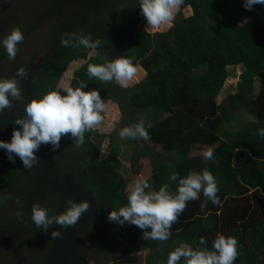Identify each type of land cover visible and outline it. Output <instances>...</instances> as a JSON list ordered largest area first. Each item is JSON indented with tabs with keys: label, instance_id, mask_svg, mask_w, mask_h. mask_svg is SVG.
Wrapping results in <instances>:
<instances>
[{
	"label": "trees",
	"instance_id": "16d2710c",
	"mask_svg": "<svg viewBox=\"0 0 264 264\" xmlns=\"http://www.w3.org/2000/svg\"><path fill=\"white\" fill-rule=\"evenodd\" d=\"M244 3L185 0L172 24L146 31L139 0H0V69L8 60L0 79L15 77L22 94V99H12L11 108L0 111V140L11 142L14 128H21L15 120L26 115L25 106L33 98L57 89L66 95L63 89L81 84H86L83 91H99L106 104L102 115L117 120L119 130L131 126L124 122L128 115L149 121L144 125L149 139L130 142L128 169L115 145L109 144L105 157L99 155L105 135L95 130L85 134L80 147L70 134L62 136L59 149L41 145L31 169H25L15 154V163L10 162L0 148V250L5 252L0 253V264H89L84 247L91 244L88 253L100 250L107 235L117 236L132 249L141 240L145 264H167L177 247L211 250L218 234L238 240L240 255L234 264H264V137L258 134L264 127V5L249 11ZM14 6H21L26 17L27 7L35 10L27 27L19 23L20 11L10 10ZM185 7L191 14L182 18ZM51 15L54 22L41 58L35 64L10 59L2 41L12 28L26 34ZM66 33L91 34L103 46L94 51L65 47L61 37ZM103 56L109 61L133 58L138 72L127 89L114 81L89 78L88 65L104 63ZM78 58L84 62L69 65ZM235 64L241 66L235 90L217 103L228 66ZM21 67L27 78L15 75ZM239 112L252 118L238 124ZM194 146L205 147V153L212 150L213 158L190 153ZM140 158L150 166L147 181L152 190L168 184L175 191L173 174L184 177L207 168L218 182L220 203L209 201L201 211L202 193L200 199L189 201L167 241H146L137 226L108 221L109 212L128 203V183L121 173L137 178L134 165ZM68 199L91 204L74 228L53 225L45 232L35 226L33 204L48 209L51 217L66 210ZM17 212L23 215L18 217ZM56 230L62 238H51ZM200 237L206 245H200Z\"/></svg>",
	"mask_w": 264,
	"mask_h": 264
},
{
	"label": "clouds",
	"instance_id": "9594fccd",
	"mask_svg": "<svg viewBox=\"0 0 264 264\" xmlns=\"http://www.w3.org/2000/svg\"><path fill=\"white\" fill-rule=\"evenodd\" d=\"M184 2L185 0H139L141 12L147 21L146 31L172 24L177 10ZM257 4L264 5V0H245L244 7L251 11ZM65 36L61 37V43L65 47L83 46L94 51L103 46V41L100 39L94 41L91 34L66 33ZM23 40L24 33L19 27H13L10 34L3 39V47L10 59H15L17 45ZM101 59L104 63L88 65L89 78H95L102 83L114 81L127 89L138 72L137 66L133 64V58L121 56L109 61L103 56ZM15 75L27 78L28 73L21 67ZM85 86L86 84H81L75 89L71 87L63 89L66 95H62L59 89L50 90L27 103L26 115L15 120V124L21 128H14L11 142L0 140V148L6 150L9 161L15 163L13 155L15 154L23 162L25 169H31L39 160L35 153L39 151L41 145L50 144L53 150L59 149L62 136L69 134L77 147L83 145L85 134L103 122L102 114L106 110L105 101L101 99L99 91L95 89L83 91ZM12 99H22L18 80L15 77L0 79V111L11 108ZM258 134L264 137V127L258 130ZM119 135L121 139H149L143 121L123 127ZM204 155L208 160L213 158L212 150H208ZM170 179L177 182L175 191H170L168 184L162 185L159 190H152V185L147 180L134 181L129 186L127 205L109 212L108 221L137 226L143 231L142 238L146 241H167L172 236L173 224L184 212L189 201L200 199L202 193L204 199L200 205L201 211L207 207L209 201L214 205L220 203L218 182L207 168L202 172L190 171L184 177L173 174ZM16 202L19 203L18 198ZM66 205L64 212L50 217L48 209L38 203L33 204L31 219L38 229L45 232L53 225H59L66 230L74 228L91 207L87 200L75 202L68 199ZM22 215V212H17L18 217ZM149 228L151 231H148ZM62 236L63 233L57 230L51 233V238ZM199 243L206 245L207 241L200 237ZM239 255L238 240L233 236L218 234L211 250L207 247H177L169 253L167 264H180L182 259L184 264H234Z\"/></svg>",
	"mask_w": 264,
	"mask_h": 264
},
{
	"label": "rangeland",
	"instance_id": "374dc122",
	"mask_svg": "<svg viewBox=\"0 0 264 264\" xmlns=\"http://www.w3.org/2000/svg\"><path fill=\"white\" fill-rule=\"evenodd\" d=\"M39 2H33L32 5H36ZM28 6V5H27ZM29 9V13L32 17H26L23 16L24 13L21 12L22 8L21 6H14L11 7L10 10H19L23 18H19V23L22 24V26L27 27V24H29L30 20L35 16V10L30 7H27ZM39 8V7H38ZM182 18L184 15H190L191 10L189 7L182 8ZM178 14L176 13L177 19ZM181 18V19H182ZM54 22V17L51 15L47 17L46 19H43L40 21V23L35 24L33 27H31L26 34H24V40L17 45L18 51L16 53L15 58L29 64H35L41 56L46 51V46L49 43L50 38V31L52 28ZM169 25H165L163 27H168ZM154 31V30H149ZM1 38V36H0ZM235 57H239L238 54H234ZM4 67L0 69V73H4L6 71V66L8 64V60L5 59L4 61ZM84 62V59L78 58L75 62H70L69 65L78 66L81 63ZM240 64H235L232 66H228L229 72L228 75L225 77V81L223 82V85L218 90L217 95L215 97V101L218 103L220 102L226 95L232 93L235 89V83L238 78V73L241 70ZM68 74V73H67ZM235 121L239 124L243 122L244 120L251 119V115L247 112H239L237 116L235 117ZM137 120H142L144 125H148L149 121H146L142 116L136 114V115H128L124 119V122L130 123V125H134L133 123ZM117 120L104 118L103 122L98 125L94 130L97 131V133H102L105 135L99 155L101 157H105L106 152L108 150L109 144L115 145L118 147V157L120 160L123 161V166L128 169L129 162L127 161L130 153V142L132 141L131 138L121 139L119 135V129L116 125ZM133 122V123H132ZM138 140V139H137ZM150 144V143H149ZM205 147H196L194 146L190 153H198L199 155L203 156L205 154L204 151ZM101 151H105V153H102ZM132 167V166H131ZM134 167H137L139 169V173L137 175V178L132 179L129 178L130 176H127L124 172L121 173V176H123L125 179H127L128 186H125V190H129V186L136 181L139 177L143 178L144 180L149 179L150 174V166H148L146 159L140 158L138 161H136ZM133 168V167H132ZM120 171V170H119ZM121 172V171H120ZM127 185V184H126ZM128 196V192L126 193ZM5 235V234H2ZM30 234L26 235V239L30 238ZM105 245L100 246V250L97 249L96 252L88 253L89 250L92 248H89L90 246L84 247L86 250L87 255V261L89 264H145V250L142 247V241L138 240L132 249L129 247L125 242L120 241L117 236H106V241L104 243ZM112 244L111 247H107L108 245ZM3 245V241L0 240V246ZM99 247V244L93 248L94 250ZM8 248L6 249L7 252ZM4 251L3 249L0 250V253L2 254ZM5 253V252H4ZM3 253V254H4Z\"/></svg>",
	"mask_w": 264,
	"mask_h": 264
}]
</instances>
